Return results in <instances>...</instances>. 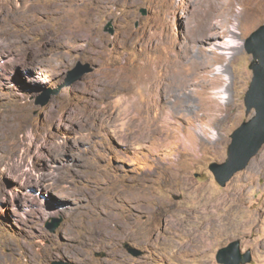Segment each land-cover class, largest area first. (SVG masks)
<instances>
[{"label":"rangeland","instance_id":"obj_1","mask_svg":"<svg viewBox=\"0 0 264 264\" xmlns=\"http://www.w3.org/2000/svg\"><path fill=\"white\" fill-rule=\"evenodd\" d=\"M24 1L0 0V30L6 23L1 7ZM58 1L37 0L35 8L45 10ZM213 1L219 3L214 12L217 25L209 30V36L194 43L213 61L207 73L220 80L209 90L216 96V91L228 87L219 100L227 108L219 112L221 120L210 123L199 119L204 98L195 90H186V102L197 107H186L180 118L165 121L161 120L164 109L160 94L149 95L142 90L128 93L145 107L146 114L139 115L135 107L129 118L110 114L86 120L70 113L72 107L83 105L87 87L102 78L123 80L124 86H130L141 62L140 53L148 46L162 40L167 51L176 53L187 42V19L200 0H105V11L95 23L99 48L82 40L78 45L83 48H64L54 54V46L47 44L57 37L56 21H40L48 27L44 30L47 42L42 40V33L34 37L29 32L20 42H12L8 36L1 38L0 32V147L16 134L22 135L25 145H31L16 164L22 174L0 177L5 190H0V264H222L216 259L218 250L237 239L243 251L251 249L253 258L247 264H264V145L225 186L216 181L209 167L227 159L232 132L255 114V109L247 112L245 104L253 77V55L247 52L246 42L264 23V0L244 11V5L237 2L227 11L222 0ZM71 19L76 27L84 22V15H72ZM201 25L209 27L206 21ZM221 25L229 31L224 32ZM64 26L65 22L61 28ZM234 46L238 47L234 59L232 54L222 53ZM146 57L152 62L160 59L152 51ZM79 64H88L93 70L69 83ZM224 114L229 117L223 118ZM144 116L148 118L145 130L136 127ZM89 176L104 181L95 184L89 180V186L85 184ZM127 193H139L145 202L130 225L136 235L107 244L93 239L83 242L80 226L88 213L89 199ZM78 202L80 211L69 215ZM206 206L215 215L194 214L197 207ZM129 208L123 207L118 216L134 214ZM189 217L203 224L214 218V229L211 242L183 253L180 246L184 236L171 227V222ZM57 220L59 226L53 231L50 225ZM67 228L73 229L72 238L67 237ZM129 246L141 254L134 255Z\"/></svg>","mask_w":264,"mask_h":264},{"label":"bare ground","instance_id":"obj_2","mask_svg":"<svg viewBox=\"0 0 264 264\" xmlns=\"http://www.w3.org/2000/svg\"><path fill=\"white\" fill-rule=\"evenodd\" d=\"M31 1L32 0H25L23 3H21V5L18 6L9 3V7H7L6 5L5 7H1L2 11L6 12V14L4 15L6 23L5 25L2 23L4 25V31L0 30L1 38L5 35L8 36V38L12 42H20L22 39H25L27 37V34L29 32L34 37L40 36V33H42V40L47 42L46 36L48 35H45L44 30L48 27L46 26L45 28L44 25H41L43 23H41L40 21H56L59 23V28L57 29L58 32H56L57 37L51 45L47 44L50 47L54 46V54H60L61 50L64 48L70 50L83 48L82 45H78V42L82 40H84V43H88V41H91V43L94 44L95 48L100 47L99 40H97L98 31L96 29L95 23L97 21L99 13L105 11V0H60L58 1V3H52L51 6L45 8V10H42V7L39 9H36L37 7L35 8V6H37V0H33V3ZM260 1L263 0H222L221 4L227 8V11H230L233 10L234 5L237 2L240 5L245 6H243L241 9L242 11H244L245 9H249L248 7H252L253 3ZM218 5L219 3L217 1L200 0L198 7L193 10V16L187 19L189 27V35L186 36L187 42L180 48H177L176 53L171 54V52L167 51L168 46L163 43L162 40L160 42L156 41V44H153L151 47L148 46V49L145 52L140 53L141 62L137 67V72L135 73V77L133 78V83L130 86H124L123 80H106L102 78L92 87H87L88 90L84 91L85 98L82 106L72 107L73 103L68 102V106L74 108H71V112H69L71 114L73 112V115L78 118H86V120H91V117L94 115H101L104 118L106 115L110 114H115L117 118H129L132 115V107H135V109L139 110V115L144 112L146 114L145 107L137 100L131 99L128 93L132 91L134 92L142 90L148 92L149 95L152 93L160 94V97L162 98L161 109H164V117L161 120L165 121L169 118H180L184 109L186 107H191V105H188V103L186 102V90H195L197 93H201L204 98L202 109L203 113L198 115L199 119H201L202 122L206 123L221 120V115L219 112H225L227 105L224 103L221 104L219 100L225 97L224 94L228 90V87L227 89L216 91V96L214 95L213 91L209 90L210 88L216 87L220 80L214 75V79H212L209 73H207L208 68L211 66V63L213 61H211L210 56H207V52L205 53L204 51V53L202 54L201 49L203 48L201 46H197L196 44H194L196 39L204 36H209V30L212 27H216L217 24L214 22V20L216 19L214 12L217 10ZM76 14H83L84 22H81L80 24H77L76 27H74V22L71 19V16ZM38 16L45 19L41 20ZM202 21H206L208 23L207 26L209 27L203 28V26L201 25ZM63 22H65L66 26L61 28ZM221 27L223 28L222 25ZM223 31L228 32L229 30L223 28ZM233 32L234 34H236L235 31ZM81 43L82 42H80V44ZM237 48L238 47L234 46L232 47V51L222 53L232 54L231 57L232 59H234L235 57H237ZM151 51L160 55V59L155 62H152L150 58L148 60L146 54H148V52L151 53ZM218 57L221 60L223 55L220 54ZM221 71L222 73L224 72L223 69H220V72ZM111 96L118 97L112 101L109 99V97ZM151 106L147 108L148 112L151 110ZM196 107L197 106L191 108L194 110ZM102 113H104V116L102 115ZM228 117L229 115L226 114H224L223 116V118ZM149 120H151V118H149ZM147 121L148 118L144 116L142 120H139V122H137L136 127L144 129L146 127L145 122ZM127 123L130 127H132V122L130 120H127ZM108 127L109 126L105 127L104 129ZM8 143L9 144L0 147V177L8 173L22 174L23 170L21 171V168H19L16 164H18L22 160L23 155L26 154L31 148L30 144L25 145L22 135L20 134L13 135L8 140ZM102 179L103 178H98L97 176L95 178H91L89 176V178L85 179L87 181L85 184L91 186V181L95 184H98L101 181H104ZM62 182L66 184L65 179H63ZM0 190H2V192L5 191L4 187L1 184ZM138 194L139 193H135V195L134 193H127L118 194L117 196H113L111 198L106 196L89 199V207L87 209L88 213L85 215V218L82 220L80 226V228L83 230V234H81L82 241L88 243L89 240L93 239L100 244H107L111 240L119 241L123 237H132V234L136 235L134 232H132V226L130 225L136 219L133 218L136 216V211L140 210V207L145 205V202L139 198ZM79 203L80 202L76 203L78 205L69 210V215L74 216L76 211H80ZM83 207L84 206H81V208ZM123 207H130L129 210L131 209L134 214L126 216L125 218H121L118 215H120L119 213L121 212V209ZM194 214L205 217V215L213 216L215 215V212L210 209V207L206 206L201 208L199 207V209L197 207ZM166 217L169 225L170 215H167ZM171 223V227L180 231L181 234H183L182 236H184L181 242L180 252L184 253L185 251H196L202 248V245H204L206 242H211L213 235L212 229H214L212 228L214 224V218L208 220L204 224L198 223L190 217L186 221L173 219ZM72 230L73 229L71 228L66 229L68 238L73 237ZM144 232H146V230ZM83 242L80 243L82 244ZM27 251H29L30 259L32 262L33 259L31 257L32 254L30 253V249Z\"/></svg>","mask_w":264,"mask_h":264},{"label":"water","instance_id":"obj_3","mask_svg":"<svg viewBox=\"0 0 264 264\" xmlns=\"http://www.w3.org/2000/svg\"><path fill=\"white\" fill-rule=\"evenodd\" d=\"M142 12L146 14V9L143 8ZM110 31L114 30L111 28ZM246 50L253 55L250 63L253 77L245 95V104L247 112L255 109V114L232 132L227 159L221 163L212 162L209 166L221 186H225L237 172L243 170L264 145V23L247 39ZM92 70L88 64H79L69 83ZM59 223L57 220L50 225L51 230L54 231ZM129 250L134 255L141 254L140 250L131 246ZM252 258L251 250H242L240 239L221 247L216 254V259L222 264H247Z\"/></svg>","mask_w":264,"mask_h":264},{"label":"flooded vegetation","instance_id":"obj_4","mask_svg":"<svg viewBox=\"0 0 264 264\" xmlns=\"http://www.w3.org/2000/svg\"><path fill=\"white\" fill-rule=\"evenodd\" d=\"M240 243H241V241H240ZM248 250H251V249H248Z\"/></svg>","mask_w":264,"mask_h":264}]
</instances>
